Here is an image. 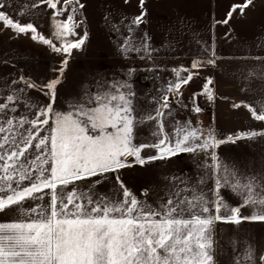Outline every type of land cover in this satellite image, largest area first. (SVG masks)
I'll use <instances>...</instances> for the list:
<instances>
[{
  "label": "snow or ice",
  "instance_id": "1",
  "mask_svg": "<svg viewBox=\"0 0 264 264\" xmlns=\"http://www.w3.org/2000/svg\"><path fill=\"white\" fill-rule=\"evenodd\" d=\"M252 2L245 0L243 5H233L221 23L227 24L237 9L243 14ZM41 3L55 10L53 35L61 41V47L39 34L32 23L22 25L6 11L0 10V22L18 35L31 33L33 40L48 45L54 52L66 54L60 69L62 77L72 50H81L88 34L85 32L78 40L67 39L75 37V29L80 26L75 21L77 7H71L66 20L56 18L63 16L70 5H79L82 9L83 4L80 0H64V7L58 8L60 0H41ZM144 3L145 0H140L141 9ZM4 7L3 0H0V9ZM146 15V11H142L132 24L139 25ZM144 47L147 49V45ZM124 50H129L127 45ZM208 63L215 64V60L210 58ZM202 66L200 61H194L191 67L197 69ZM174 71L178 77L180 71L188 72L170 88L179 95L180 88L193 79V73L188 69ZM60 83V78H57L46 85L51 102L55 101L56 88ZM212 84L208 78L202 92L210 101L214 100L213 89L209 87ZM32 86L29 83V87ZM113 87L114 91L97 94L92 100L96 106L92 108L81 106L72 112L53 113L50 102L49 106L39 110L34 120L13 118L0 122V212L15 207L25 217L0 223V264H214L212 228L215 222L264 221V190H258L253 180L242 183L239 178H234V182L229 183L223 175L227 168L220 163L211 166L220 173L213 201L202 194L193 195L191 200L174 201L169 198L157 210L141 204L122 183L123 199L119 202L106 198L94 200L75 187L66 191L77 181L130 166L127 163L129 156L143 165L146 159L214 150L224 142L216 140L213 130L205 134L192 128L190 122L184 126L177 125L170 136L164 132L163 123L159 122L157 131L153 132L156 142L137 145L134 143V130L142 121H137L133 115L131 97L134 94L120 91L127 85ZM195 97L193 94L194 102ZM7 100L8 104H0V113L9 107L14 97L10 95ZM168 105V98L164 97L156 115H149L146 119L159 121ZM232 106L239 108L241 104ZM243 106L255 120L264 121V105L259 114L252 105ZM201 110L199 106L194 108L196 112ZM53 116L54 123L47 129L48 134L40 136L46 130L41 125L48 126ZM25 124L30 127L19 131ZM257 135L264 136V132L240 133L236 139ZM145 148L156 149L157 155L142 158L141 152ZM212 159L218 160L214 152ZM222 182L243 197L241 207L256 209L251 217H241L240 207L229 208L223 201L219 195ZM41 193L49 195L46 208L39 205L30 209L22 207L27 200L43 199ZM222 209L225 215L221 214ZM248 259L251 262L250 253ZM260 260L264 261V256Z\"/></svg>",
  "mask_w": 264,
  "mask_h": 264
},
{
  "label": "crops",
  "instance_id": "2",
  "mask_svg": "<svg viewBox=\"0 0 264 264\" xmlns=\"http://www.w3.org/2000/svg\"><path fill=\"white\" fill-rule=\"evenodd\" d=\"M211 2L214 5L211 7L210 21L207 22L208 37L191 56L193 61L198 60L203 65L195 73L213 81L209 87L213 89L214 100H208L203 106L199 96L205 83L200 80V83H195L194 80L198 79H193L180 89L181 94L175 96L171 101L172 108L165 113L173 115V134L177 125L184 126L190 122L192 128L200 129L205 134L213 130L216 140L224 142L214 150L179 153L155 160L146 158L157 155V150L145 148L141 152V157L146 159L143 167L156 163L178 165V171L173 168L174 171L170 173L160 174L162 168L158 171V182L152 184L162 190L164 197L191 200L193 195L202 194L209 201L215 200L216 180L220 173L211 167L214 163L227 168L223 175L229 183L234 182V178H239L242 183L253 180L258 190H264V136L236 139L240 133L264 132V121L255 120L248 108L243 106L252 105L259 114L264 105V0H253L243 14L237 9L227 24L221 22L226 19L232 6L243 5L245 0ZM3 3L5 7L0 10L6 11L22 25L32 23L39 34L53 41L55 11L46 3H41V0H3ZM21 12L24 15L21 16ZM31 36V33L18 35L0 22V104H8L7 97H14L9 107L0 113V122L13 118L34 120L39 110L51 102L46 85L55 80L54 51ZM91 39L90 36L89 49ZM210 58L215 60V64L208 63ZM29 83L34 86L29 87ZM192 93H197L195 102ZM233 104H241V107L234 108ZM196 106L202 110L194 111ZM51 126L52 118L48 126L41 125L46 130L40 136L47 135V129ZM29 127L25 124L19 131L23 132ZM228 137L233 139L229 140ZM213 152L217 161L212 159ZM45 192L48 190L45 189ZM40 195H43V199L27 200L22 207L30 209L39 205L46 208L49 195ZM219 195L229 208L240 207L241 217H251L256 212L252 206L241 207L243 197L223 185V182ZM221 214H226L223 209ZM23 218L15 207L0 212V223ZM212 241L214 264H264L260 260L264 256V221L242 219L239 224L217 221L212 228Z\"/></svg>",
  "mask_w": 264,
  "mask_h": 264
},
{
  "label": "rangeland",
  "instance_id": "3",
  "mask_svg": "<svg viewBox=\"0 0 264 264\" xmlns=\"http://www.w3.org/2000/svg\"><path fill=\"white\" fill-rule=\"evenodd\" d=\"M208 1L145 0L143 9L140 0H80L82 9L79 5H70L69 10L56 19L66 20L71 14V7H77L75 21L80 26L75 29L77 35L67 39L78 40L85 32L88 38L81 50H72L62 77L60 69L67 57L64 53L54 52L55 79L60 78L61 83L52 102L53 113H68L81 106L95 107L92 100L97 94L114 91L113 86L127 85L120 91L134 94L131 97L133 115L137 121H142L135 127L134 143H155L157 138L153 132L157 131L159 122L163 123L165 133L173 135V115L165 111L172 108L171 101L177 94L170 88L188 75V72L180 71L178 77L174 70L199 72V68L191 67L194 61H198H193L191 54L208 37L207 22L210 21L211 7L214 5L211 0ZM57 7H64V0H60ZM142 11L147 13L143 22L132 24ZM53 41L57 47H61V41L55 36ZM125 45L129 50H124ZM194 82L200 83L199 80ZM193 94L197 95L192 93V98ZM164 97L168 98L169 105L163 109L164 115L160 120L146 119L149 115H156V109ZM127 163L130 166L77 181L75 185H69L66 191L75 187L78 192L87 193L94 200L106 198L119 202L123 199L122 183L141 204L157 210L169 198L174 201L184 199L164 197L162 190L152 185L158 182V171L162 168L160 174L173 172L174 169L178 171V165L156 163L143 167L131 156L127 158ZM159 165L160 169L157 170Z\"/></svg>",
  "mask_w": 264,
  "mask_h": 264
},
{
  "label": "water",
  "instance_id": "4",
  "mask_svg": "<svg viewBox=\"0 0 264 264\" xmlns=\"http://www.w3.org/2000/svg\"><path fill=\"white\" fill-rule=\"evenodd\" d=\"M193 79H198V80H200V81L206 83V80H207L208 78L205 77V76H203V75H201V74H199V73H193ZM193 79H192V80H193ZM192 80H191V81H192Z\"/></svg>",
  "mask_w": 264,
  "mask_h": 264
},
{
  "label": "built area",
  "instance_id": "5",
  "mask_svg": "<svg viewBox=\"0 0 264 264\" xmlns=\"http://www.w3.org/2000/svg\"><path fill=\"white\" fill-rule=\"evenodd\" d=\"M199 98L203 106H205L208 103V98L206 95L200 94Z\"/></svg>",
  "mask_w": 264,
  "mask_h": 264
},
{
  "label": "trees",
  "instance_id": "6",
  "mask_svg": "<svg viewBox=\"0 0 264 264\" xmlns=\"http://www.w3.org/2000/svg\"><path fill=\"white\" fill-rule=\"evenodd\" d=\"M63 8V7H62Z\"/></svg>",
  "mask_w": 264,
  "mask_h": 264
}]
</instances>
